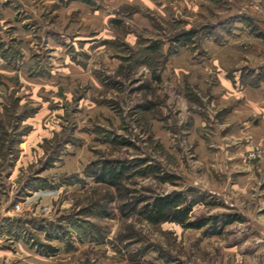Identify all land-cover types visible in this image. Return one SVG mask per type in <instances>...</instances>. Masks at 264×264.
Listing matches in <instances>:
<instances>
[{
  "label": "rangeland",
  "instance_id": "1",
  "mask_svg": "<svg viewBox=\"0 0 264 264\" xmlns=\"http://www.w3.org/2000/svg\"><path fill=\"white\" fill-rule=\"evenodd\" d=\"M259 85L264 0H0V264H264V146L226 156L217 98ZM105 159L130 161L119 188L84 174ZM172 191L239 219L139 214Z\"/></svg>",
  "mask_w": 264,
  "mask_h": 264
},
{
  "label": "trees",
  "instance_id": "2",
  "mask_svg": "<svg viewBox=\"0 0 264 264\" xmlns=\"http://www.w3.org/2000/svg\"><path fill=\"white\" fill-rule=\"evenodd\" d=\"M188 33V32H186ZM159 42H156L153 46H149L150 49H157ZM130 161L122 160V159H105L101 162H91L89 163L84 170V174L92 178L96 183L106 184L115 188H119L121 186V180L125 177V173L128 169H130L129 165ZM150 168L149 171H155L158 173V168L155 165L148 164L147 169ZM157 179L160 181L166 180L165 176L155 174ZM167 179H170L172 176L166 175ZM41 181V179H39ZM20 194H18V197ZM141 201L137 199L138 203ZM197 199H190L188 202H184V198L180 193L172 191L170 193L164 195H156L151 198L150 201L145 202L140 210L139 214L148 222L152 224H158L164 221H173L181 224L184 227H194V228H202L204 226L210 225L211 234H219V228L230 224L239 219L236 214H222V216H210L207 218H199L197 221H189V214L192 208V205L195 204ZM7 219V218H6ZM10 220V219H9ZM8 220V221H9ZM12 224H15L20 230L25 229L22 224H32L33 220L31 219H22L19 217L15 220H11ZM80 229L84 228V220H81V224L79 222L75 223ZM82 227V228H81ZM59 226H56L55 229L58 230ZM45 235L47 239L51 238H60L59 234H50L45 229ZM24 240L30 244V246H37L42 249V253L44 254H52L57 248L48 244L37 242L36 240H31V238L27 237ZM30 241V242H29ZM38 244V245H37Z\"/></svg>",
  "mask_w": 264,
  "mask_h": 264
},
{
  "label": "crops",
  "instance_id": "3",
  "mask_svg": "<svg viewBox=\"0 0 264 264\" xmlns=\"http://www.w3.org/2000/svg\"><path fill=\"white\" fill-rule=\"evenodd\" d=\"M218 97L222 98L223 103H231L232 110L226 117L235 115V120L231 122L229 128H220L221 131L226 129L224 139L231 140L233 135L242 139V143L234 150L228 149L226 156L229 154L232 156L240 155L248 146L254 144L264 146V86L246 87L239 92H233L231 89L222 96L217 95ZM221 138L223 137L221 136ZM225 146L229 147L230 145L226 142ZM249 171L247 172L249 173ZM248 173L246 176L249 175Z\"/></svg>",
  "mask_w": 264,
  "mask_h": 264
},
{
  "label": "built area",
  "instance_id": "4",
  "mask_svg": "<svg viewBox=\"0 0 264 264\" xmlns=\"http://www.w3.org/2000/svg\"><path fill=\"white\" fill-rule=\"evenodd\" d=\"M13 208H14V210H16V211H19L20 208H21V206H20L19 203H16V204H14Z\"/></svg>",
  "mask_w": 264,
  "mask_h": 264
}]
</instances>
